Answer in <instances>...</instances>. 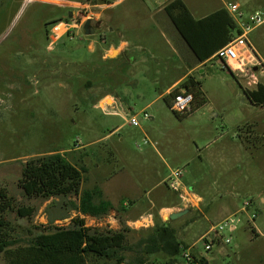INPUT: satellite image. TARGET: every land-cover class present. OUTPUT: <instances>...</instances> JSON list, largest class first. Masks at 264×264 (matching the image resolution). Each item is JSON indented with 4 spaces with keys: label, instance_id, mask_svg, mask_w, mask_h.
I'll return each instance as SVG.
<instances>
[{
    "label": "rangeland",
    "instance_id": "obj_1",
    "mask_svg": "<svg viewBox=\"0 0 264 264\" xmlns=\"http://www.w3.org/2000/svg\"><path fill=\"white\" fill-rule=\"evenodd\" d=\"M181 1L196 18L222 7V0ZM99 2L117 4L105 11L91 7L94 13L102 12L91 25L93 35L72 28L78 11L69 6ZM164 8L152 0H0V191L13 208L5 213V221L15 242L10 253H0V264L12 262L16 250L30 246L43 231L71 228L75 219L97 233L124 232L130 248L124 252L125 264H137L139 258L147 264H190L183 255L188 250L208 264H264V236L255 232L257 228L264 234V105L247 98V80L237 82L218 60H211L204 73L195 72L194 77L215 112L174 113L166 92L197 61ZM58 22L71 33L52 45L48 34ZM122 40L133 53L122 56L123 50L116 48L117 54L106 56L110 44ZM133 55L135 62L128 63ZM105 95L116 99L114 107L106 108L113 101H102ZM144 113L153 120H145ZM239 113L248 117L252 134L242 150L233 143L239 144L233 139L240 132ZM134 117L138 126L130 124ZM222 134L225 139L218 141ZM150 152L153 166L142 197L161 188L168 199L163 205L177 204L179 194L169 189L168 179L181 171L183 186L203 199L199 211L176 220L164 213L163 221L157 213H140L147 208L145 199L143 204H128V213L117 210L91 218L75 210L76 196L48 200L28 196L21 186L28 163L60 153L88 169L82 189L99 186L118 197L124 193L116 182L126 177L123 168ZM235 154L241 156L238 163ZM192 206L195 199L185 203ZM23 208L33 211L32 217L21 218L17 210ZM149 216L151 223L142 222ZM226 221H233L235 231L225 229L224 240L207 252L202 237ZM163 224L175 230L182 244L175 259L163 253L147 256L136 247ZM84 264L114 263L86 258Z\"/></svg>",
    "mask_w": 264,
    "mask_h": 264
},
{
    "label": "trees",
    "instance_id": "obj_2",
    "mask_svg": "<svg viewBox=\"0 0 264 264\" xmlns=\"http://www.w3.org/2000/svg\"><path fill=\"white\" fill-rule=\"evenodd\" d=\"M164 11L194 54L197 64L217 60L216 54L235 38V27L225 9L196 20L181 0H175L165 7ZM223 69L238 82L235 74L227 66L224 65ZM183 89L194 96L192 112L208 103L207 97L201 90V83L193 76H188L180 86L165 97L168 104L171 98ZM244 92L252 104L264 105L263 85H259L257 90ZM87 175L86 167L76 166L63 154L53 153L26 165L21 186L28 196L35 195L48 200L76 196L78 204L74 205V208L80 215L102 218L114 210V205L105 198L101 187L82 189ZM11 209L13 208L7 196L0 191V253L4 254L10 253L9 249L15 245L8 234L12 226L5 221V213ZM17 213L21 218L33 215V211L25 208L18 209ZM136 247L140 248L139 252L147 256L163 253L171 259H175L183 251L175 230L166 224L156 228L152 235L146 240H141ZM129 250L124 232L97 233L85 227L84 220L75 219L71 228L43 231L30 246L17 249L9 264H84L86 258L125 264L127 258L124 252ZM136 262L147 264L142 258L137 259ZM191 264H208V262L203 258L194 257Z\"/></svg>",
    "mask_w": 264,
    "mask_h": 264
},
{
    "label": "built area",
    "instance_id": "obj_3",
    "mask_svg": "<svg viewBox=\"0 0 264 264\" xmlns=\"http://www.w3.org/2000/svg\"><path fill=\"white\" fill-rule=\"evenodd\" d=\"M121 1V0H120ZM154 3L161 6H169L175 0H152ZM100 4V5H98ZM117 3H103L99 2L92 6L85 4H77L69 7H74L77 9V12L72 18L73 26L72 28H80L84 31V26L87 22H90L91 25L95 21L100 20L101 13H94L92 9H103L110 8L111 10ZM225 10L229 15L233 25L235 27V38L231 42L221 49L217 54V60L224 67L234 73L239 78L247 80L248 86L251 88V91L257 90L259 85L264 86V63L262 60L258 59L254 52L251 50L248 43V38L252 32L264 25V9H258L252 13H246L240 4L236 2L226 3ZM102 11H105L104 9ZM63 22V21H60ZM56 23L53 25L48 34V41L51 44H55L59 39L62 38L65 34H70L71 32L65 29V25L62 23ZM252 86V87H251ZM194 103L193 94L189 93L187 90H181L177 95L171 98L169 102L170 109L177 115L184 116L191 112L192 106ZM143 117L145 120H153L151 116L144 113ZM130 124L132 126H138L137 117H134ZM149 143L145 141V144ZM182 172L176 171L168 179V187L174 192L179 194V198L182 202L191 204L194 199L200 201L198 198L193 196L182 184L181 182ZM142 222H152L151 216L143 220ZM225 229H230L231 232L235 231V224L233 221H226L224 224H221L219 227L213 228L210 232L205 234L202 237V240L206 242L205 250L207 252L211 251L215 243H220L224 240L222 233ZM213 235L212 240H208V237ZM226 243H229V240H225ZM185 260L188 263L194 261V256L189 250L183 253Z\"/></svg>",
    "mask_w": 264,
    "mask_h": 264
},
{
    "label": "crops",
    "instance_id": "obj_4",
    "mask_svg": "<svg viewBox=\"0 0 264 264\" xmlns=\"http://www.w3.org/2000/svg\"><path fill=\"white\" fill-rule=\"evenodd\" d=\"M235 2L240 4L242 9L246 13H252L258 9H264V0H237ZM221 3H222V7L214 9V11H212V13H210L208 15L201 16L199 18H196L193 14H192V16L196 20L204 19V18L212 15L213 13H215L219 10L225 9L224 8L225 1L222 0ZM263 26L256 29L254 32H252L250 34V36L248 38V43L250 45L251 50L254 52V54L257 56V58L262 60L264 63V30L259 31ZM257 31H259V32L257 34H255ZM123 44L126 45L127 48H123V46H122ZM128 47H129V43L124 41V40H122L120 42V44L117 46L115 44L111 43L110 46L105 50V52L107 53L106 56H108V54H110L116 48L120 49L121 51L123 50L122 56L123 55H125V56L129 55V53H131L132 51L130 50V48L128 49ZM135 60H136V58L134 55L131 58L130 57L127 58L128 63H133V62H135ZM208 62L209 61L201 63V64H197L192 70L185 73L180 79H178L175 83H173V85L170 87V89L167 90L166 95L170 94L175 88L180 86V84L182 82H184L188 76L194 77L195 72H199L200 74H203L204 73V67L207 65ZM236 77H238V76H236ZM237 79H239V77ZM237 96L240 97L239 95H237ZM106 98H109L113 101V104L109 105V106L107 105L106 108L107 107H114L116 105V99L112 95H105L102 98V101L105 100ZM207 100H208V103L204 107H202L201 109L207 110L208 112H211V113L215 112V110L212 108V105L210 103V99L207 98ZM107 101H109V100H107ZM241 107H244V106H241ZM247 118L248 117H246L242 114L238 115L239 123L237 124V129L240 132L236 133L233 136V139H236V141H239V144H235L236 142L234 140L233 141L234 145L241 148V150L245 149V145L247 143H250V141H251L250 139L252 136L251 130L248 127L250 124L248 123ZM118 129L113 131V133L118 131ZM262 129H263L262 135L260 137L262 140H264V128H262ZM222 139H225L224 134H222L219 137L218 141H222ZM208 148H209V145H207L205 147V149H208ZM153 149H154V154H156L159 157L160 156L159 151L155 148H153ZM77 151H79V150H72L70 152H77ZM152 155L153 154L150 152V155L148 153L145 156H142L138 162L128 164L123 168V173L126 177L118 178L116 182L120 186H122L125 194L122 193L121 196L116 197L113 194L108 193L107 191L102 189L105 198L114 205V210H112V211L116 212L117 210H119V211L127 212L126 207L128 204H134V205L143 204V201L145 199H147V201H146L147 208L143 209L140 213H157L163 219V221L165 218V216H163L164 213L169 216L170 214L178 213V212L185 211V210L188 211L187 214H189L193 210L199 211L200 204L203 202V199L201 197H199L198 195H194V194H193V196L198 198L200 201L196 200V206H192L191 209L185 207V203L181 202V199H179L177 204H173L172 202H169L168 204L163 205V202H167L168 199H167L166 192L164 190H161V188L156 193H154L153 195L150 194V192H147L145 195V198L142 197V190L141 189L143 187H145L144 182H146L147 180L150 179L149 172L151 171V167L153 166V164H152L153 159L151 157ZM240 160H241V156L239 154H235L234 155V161L240 162ZM219 163L224 164L225 163L224 159H220ZM166 180H167V178L165 180H161L157 186L161 185L162 182L165 183ZM122 202H124V203L122 204ZM263 202H264V200H263ZM224 209L227 210L228 208L223 207L222 210H224ZM255 232H256V237L261 236V235L264 236V234L259 233L257 228L255 229Z\"/></svg>",
    "mask_w": 264,
    "mask_h": 264
},
{
    "label": "water",
    "instance_id": "obj_5",
    "mask_svg": "<svg viewBox=\"0 0 264 264\" xmlns=\"http://www.w3.org/2000/svg\"><path fill=\"white\" fill-rule=\"evenodd\" d=\"M73 14H70V17H72ZM84 31H85V34L86 36H90V35H93V29L91 27V23L90 22H87L84 26ZM118 51L117 50H114L113 51V55L117 54ZM187 210L185 211H181V212H178V213H173V214H170L168 219L169 220H176L180 217H182L183 215L187 214Z\"/></svg>",
    "mask_w": 264,
    "mask_h": 264
}]
</instances>
